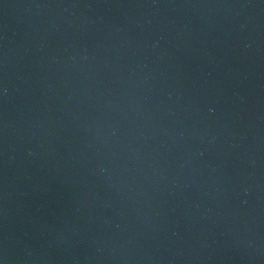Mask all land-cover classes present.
<instances>
[{
    "label": "water",
    "instance_id": "95a60500",
    "mask_svg": "<svg viewBox=\"0 0 264 264\" xmlns=\"http://www.w3.org/2000/svg\"><path fill=\"white\" fill-rule=\"evenodd\" d=\"M0 264H264V0H0Z\"/></svg>",
    "mask_w": 264,
    "mask_h": 264
}]
</instances>
